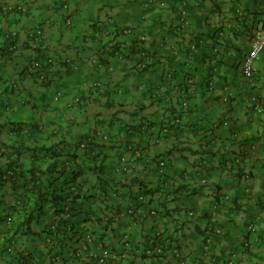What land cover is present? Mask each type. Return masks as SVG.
I'll return each instance as SVG.
<instances>
[{"label": "crops", "instance_id": "1", "mask_svg": "<svg viewBox=\"0 0 264 264\" xmlns=\"http://www.w3.org/2000/svg\"><path fill=\"white\" fill-rule=\"evenodd\" d=\"M154 1L146 9L148 0H0V41L17 36L18 45L12 54L0 52V153L18 150L25 171L54 149L61 161L73 151L83 163L77 144L101 133L94 149L105 165L101 179L112 188L106 187L107 202L92 199L82 209L101 215L135 209L113 223L103 242L119 254L116 264L127 258L150 264L119 237L145 249L157 232L169 250L162 264L173 263V248L183 264H227L231 255L240 264H264V114L256 115L251 103L257 94L264 99V53L255 83L242 77L261 2ZM8 5L14 9L3 14ZM239 6L245 17L236 14ZM38 27L45 34L40 46L32 41ZM147 54L152 59L142 70ZM129 142L144 150L140 159L126 150ZM123 159L129 170L118 172ZM6 164L0 159V168ZM78 180L86 193H99L92 175ZM9 192L0 188L5 200Z\"/></svg>", "mask_w": 264, "mask_h": 264}, {"label": "trees", "instance_id": "2", "mask_svg": "<svg viewBox=\"0 0 264 264\" xmlns=\"http://www.w3.org/2000/svg\"><path fill=\"white\" fill-rule=\"evenodd\" d=\"M16 38L17 36H4L3 39L7 41H0L1 43L5 41L0 45V52L12 54L17 51ZM44 39L43 27L36 28L32 34V41L40 46L44 43ZM145 57L147 60L152 59L148 54ZM51 61L53 64L54 60ZM34 66L40 68L36 64ZM15 134H19L18 131H15ZM102 136L105 138V135L97 133L79 141L77 150L84 151L86 155L83 163L78 162L77 153L73 151L67 154V160L61 161L59 159L61 154L54 149L35 157L33 168L25 171L20 165L18 150L7 148L0 153V159L7 160L6 167L0 168V188H7L10 191L9 199L6 200L0 194V262L3 261V264H99L98 258L89 256L88 251L99 256L102 248L113 250L106 247L103 242L111 234L110 227L113 223L120 221L117 220L119 211L116 209V212H111L110 215H101L94 209H82L83 204L87 202L85 205H88L92 199H97L98 202L103 199V202H107L110 193L106 187L112 188L101 179L105 165L102 163V153L94 149L99 145L98 140ZM81 143H85L83 149L80 147ZM131 144L137 146L136 143L129 142L127 151ZM164 159L167 160V164L161 173L166 177L169 160ZM84 175L95 177L98 194L90 195L85 192V182L78 180ZM83 223L89 226L83 228ZM88 236L92 237L91 241ZM125 236L119 237L124 247L125 243L129 242L128 240L125 242ZM129 243L131 246L127 249L128 252L138 248L141 259L149 260L150 264H161L157 258L159 255L147 254V247L143 249L133 245L132 242ZM161 246L166 253L169 251L165 243L162 242ZM133 259L127 258L125 263L142 264ZM108 264H116V260Z\"/></svg>", "mask_w": 264, "mask_h": 264}, {"label": "built area", "instance_id": "3", "mask_svg": "<svg viewBox=\"0 0 264 264\" xmlns=\"http://www.w3.org/2000/svg\"><path fill=\"white\" fill-rule=\"evenodd\" d=\"M261 1V10H262V20L261 22L258 24L257 28H254L253 30V37H252V42L250 44V50L247 53V55L245 56L244 62H243V67H242V76L243 78L246 80V82L252 84L255 82L256 77L258 76V68H257V62L261 59L262 54L264 53V0H260ZM150 4H152V0L149 1ZM12 7H7L6 10H11ZM236 14L239 17H245V10L242 7H237L236 9ZM187 13L185 10H183L182 13V18L184 19ZM68 25L71 24V21L67 22ZM195 47H193L194 49ZM49 63H51V59L48 61ZM149 60L148 62H145L141 65L142 69H146L148 67L149 64ZM37 67H41V65L39 63H36ZM225 102L229 101V96L226 95ZM251 103L254 107V112L258 115H263L264 114V99L259 96V95H255L252 97L251 99ZM184 108H188V103H184L183 104ZM224 126H229L230 123L228 121L223 122ZM145 126L150 129L151 125L150 123H146ZM80 147L83 149L85 147V143H81ZM256 150V145H250L248 148V151H253ZM128 151L137 159H140L143 156L144 150L139 147L136 146L134 144H131L128 146ZM243 160L242 157H239V159L237 160L238 163H241ZM167 164V160L163 159L160 162V167L162 168V170H164V167ZM129 170V162L125 159H123V163L121 165V167H119L118 172H127ZM161 170V172H162ZM202 183H207V180H203ZM245 184H246V192L247 193H251L252 192V185H251V181L249 178L245 179ZM190 190V188L187 189V191ZM190 192V191H189ZM224 199H229L228 196H225ZM139 202H142L145 200L144 196H140L139 197ZM119 211V215L117 216V220H122L125 219L127 217L133 216L136 214V211H134L133 209H121L118 210ZM153 215H156V212H152ZM190 217H194L197 216L196 213L194 212H190L189 213ZM248 230L250 233L255 234L256 233V223L255 222H251ZM214 234H221L222 230L221 229H215V231H213ZM89 241L92 240L91 236H88ZM125 242L128 240L129 238L128 236H125L124 238ZM212 238H208L206 240L207 245H205V250L209 249V243H211ZM161 241H163V236L161 233L157 232L155 235V238L150 242L151 246L153 247L152 249H148L147 254L148 255H159V257H157L160 261L161 264L163 263V255L165 256V250L164 248L161 246ZM130 242V241H129ZM127 242L125 243V247L128 249L131 244ZM251 245L250 242H246L245 243V248H249ZM86 249V248H85ZM88 251V250H87ZM171 253L173 255L174 261L172 264H183L182 263V254L180 253L178 248H173L171 249ZM89 256H95L98 258V263L99 264H108L110 261H115L118 259V255L117 253L108 250L106 248H102L100 250V254L99 256H97L94 252L88 251ZM227 264H240V260L237 258L236 255H231L230 258L227 261Z\"/></svg>", "mask_w": 264, "mask_h": 264}, {"label": "clouds", "instance_id": "4", "mask_svg": "<svg viewBox=\"0 0 264 264\" xmlns=\"http://www.w3.org/2000/svg\"><path fill=\"white\" fill-rule=\"evenodd\" d=\"M149 1H150V0H148L147 4L145 5V8H146V9H150V8H152V7L155 6V1H154V0H152V4H150ZM197 1H198V0H197ZM260 2H261V1H260ZM7 7H12L11 10L14 9V7L11 6V5L5 6L4 9L2 10V13H3V14H4L6 11H11V10H6ZM17 9H21V8H20V7H17ZM235 9H236V8H235ZM261 12H262V10H261ZM220 36H224L223 33H221V34L219 35V37H220ZM249 50H250V49H249ZM217 51H218V49H214V52H215V53H217ZM262 55H263V54H262ZM143 57H144V58H143V61H142L141 64H140V67H141V65H142L143 63L148 62V60L145 59L146 57H145V56H143ZM244 59H245V58H244ZM149 61H151V60H149ZM149 63H150V62H149ZM148 66H149V64H148ZM147 68H148V67H147ZM147 68H146V69H147ZM141 69H142V68H141ZM146 69H142V70H146ZM258 75H259V70H258ZM242 77H243V76H242ZM257 77H258V76H257ZM257 77H256V79H257ZM255 81H256V80H255ZM254 83H255V82H254ZM252 84H253V83H252ZM257 95H259V94H257ZM225 96H226V95H225ZM225 96L223 97L222 102L225 103V104H227V103H229V101H230V95H229V101H228V102H225V101H224ZM259 96H260V95H259ZM184 103H185V102H184ZM184 103H183V104H184ZM186 103H188V102H186ZM252 107H253V105H252ZM183 108H184V106H183ZM188 108H189V103H188ZM188 108H187V109H188ZM184 109H186V108H184ZM253 110H254V107H253ZM254 113H255V112H254ZM255 114H256V113H255ZM256 115H258V114H256ZM223 122H226V121H223ZM228 122H229V121H228ZM229 123H230V122H229ZM230 125L232 126V123H230ZM230 125H229V126H230ZM217 126H218V125H215V127H217ZM222 126H224L223 123H222ZM229 126H224V127H229ZM253 145H254V144H253ZM248 148H249V147H248ZM256 148H257V147H256ZM253 151H255V150H253ZM249 152H252V151H249ZM245 154H248V153L245 152ZM242 158H244V157H242ZM237 163H238V162H237ZM241 163H242V162H241ZM241 163H240V164H241ZM246 178H249L250 181H252V178H251V176H250V173L246 175L245 179H246ZM245 179H244V180H245ZM251 185H252V184H251ZM155 235H156V234H155ZM155 235H154V237L152 238V240L155 238ZM152 240H151V241H152ZM129 241L131 242L130 239H129ZM151 241H150V242H151ZM150 242H149V248H148V249H152V248H153V247L151 246ZM162 242H163V241H161V243H162ZM250 246H251V245H250ZM244 247H245V244H244ZM125 248H126V247H125ZM106 249H107V248H106ZM126 249H127V248H126ZM245 249H248V248H245ZM111 251H113V250H111ZM113 252H114V251H113ZM115 253H116V252H115ZM117 255H118V259H119V254H117ZM118 259H117V260H118ZM117 260H116V261H117Z\"/></svg>", "mask_w": 264, "mask_h": 264}, {"label": "rangeland", "instance_id": "5", "mask_svg": "<svg viewBox=\"0 0 264 264\" xmlns=\"http://www.w3.org/2000/svg\"><path fill=\"white\" fill-rule=\"evenodd\" d=\"M2 262H3V261H1L0 264H3Z\"/></svg>", "mask_w": 264, "mask_h": 264}]
</instances>
